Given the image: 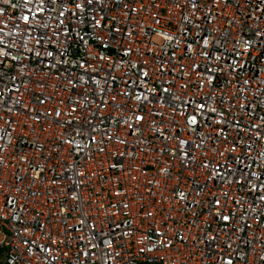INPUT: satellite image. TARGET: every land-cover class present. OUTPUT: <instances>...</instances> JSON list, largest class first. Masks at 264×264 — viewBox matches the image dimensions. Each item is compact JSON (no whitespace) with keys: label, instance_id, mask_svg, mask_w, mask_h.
Segmentation results:
<instances>
[{"label":"built area","instance_id":"built-area-1","mask_svg":"<svg viewBox=\"0 0 264 264\" xmlns=\"http://www.w3.org/2000/svg\"><path fill=\"white\" fill-rule=\"evenodd\" d=\"M0 264H264V0H0Z\"/></svg>","mask_w":264,"mask_h":264}]
</instances>
